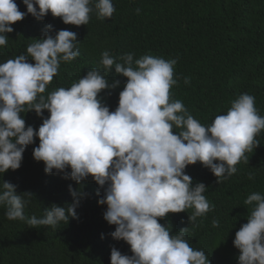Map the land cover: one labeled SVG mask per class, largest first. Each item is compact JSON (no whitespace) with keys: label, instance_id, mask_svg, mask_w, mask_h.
<instances>
[{"label":"clouds","instance_id":"1","mask_svg":"<svg viewBox=\"0 0 264 264\" xmlns=\"http://www.w3.org/2000/svg\"><path fill=\"white\" fill-rule=\"evenodd\" d=\"M22 2L26 12L15 0H0V47L7 45L12 25L29 14L42 21L50 13L65 25L79 27L89 23L93 12L101 21L115 12L112 0ZM135 11L140 13L139 8ZM52 31L47 25L42 38L31 39L26 54L0 63V177L21 167L24 152L38 138L32 155L43 162L45 174H62L79 187L69 184L70 204H52L43 215L29 217L24 210L34 194H17L15 185L0 180V207L6 209V218L31 229H55L78 219L76 209L86 195L82 185L91 178L104 189L98 205H106L103 219L115 226L109 235L124 241L131 252L123 255L113 247L110 264H210L206 253L185 238L189 227L170 235L172 228L159 220L191 209L188 221L195 227L198 218L212 210L204 195L208 189L203 183L193 186L185 169L199 162L219 184L237 173L238 163L249 162L246 153L260 145L256 137L264 131L255 97L239 95L225 114L202 125L182 101L171 99L178 58L144 55L134 60V53H125L117 63L107 50L99 68L68 88L47 92L60 64L80 55L75 32L65 29L53 36ZM112 69L127 78L115 111L100 98L101 92L119 85L107 79ZM190 79L184 78V83L190 84ZM33 111L42 119L38 130L26 127L21 115ZM248 178L254 179L253 174ZM244 204L252 207L233 240L240 253L238 264H264V194L253 192ZM212 226L219 227V221L213 220Z\"/></svg>","mask_w":264,"mask_h":264},{"label":"trees","instance_id":"2","mask_svg":"<svg viewBox=\"0 0 264 264\" xmlns=\"http://www.w3.org/2000/svg\"><path fill=\"white\" fill-rule=\"evenodd\" d=\"M15 2L21 12H26L22 0ZM112 2L115 12L110 19L101 21L93 12L89 23L79 27L65 25L50 13L42 21L26 15L7 34V45L0 47V63L26 54L31 39L42 38L46 26L52 25L53 36L65 29L77 34L80 55L70 63L60 64L47 92L68 88L90 69L99 68L101 55L106 50L117 58V63L122 62L119 57L125 53H134V60L153 55L165 60L178 58L174 67L177 85L170 90L171 99L182 101L202 125H210L217 115L225 114L241 94L254 96L258 114L264 116V0ZM136 8L140 9L139 14ZM28 62L34 63L30 59ZM189 77L190 84L186 85L184 78ZM107 79L110 84L118 80L119 85L101 92L100 98L110 111H115L127 78L118 76L112 69ZM21 115L26 127L38 130L42 124L34 111ZM43 115L47 118L49 113L45 111ZM256 139L260 145L246 153L249 162L238 163L237 173L219 184L199 162L185 169L193 186L197 183L206 186L204 195L214 206L198 218L197 226L189 224L191 209L170 213L159 220L172 228L170 235L189 227L185 238L194 249L206 253L210 264H238L240 253L233 240L240 227L247 223L252 207L244 201L253 192L264 194V131ZM38 144L37 138L27 147L18 170H9L0 177L15 185L17 194H34L24 210L29 217L43 215L52 204H70L69 184L79 187L63 179L62 174H45L43 162H36L32 155ZM250 173L254 176L252 180L248 178ZM82 188L86 195L76 209L78 219H70L55 229H31L23 221H9L6 209L0 207V264H110L113 247L123 255H131L124 241L113 240L109 235L115 226L103 219L106 205H98L104 189L91 178L83 182ZM213 220L219 221V227L212 226Z\"/></svg>","mask_w":264,"mask_h":264}]
</instances>
